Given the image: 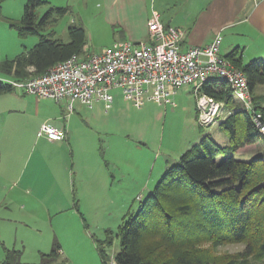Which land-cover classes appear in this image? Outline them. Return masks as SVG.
Wrapping results in <instances>:
<instances>
[{
    "label": "trees",
    "instance_id": "trees-1",
    "mask_svg": "<svg viewBox=\"0 0 264 264\" xmlns=\"http://www.w3.org/2000/svg\"><path fill=\"white\" fill-rule=\"evenodd\" d=\"M45 4L44 0H27L22 18L11 22L21 38L37 35L39 42L0 62L2 74L27 80L74 55H85L88 36L81 25L69 28L68 42L56 38L54 31L42 34L69 11L51 7L40 19L37 11ZM226 58L247 76L253 93L264 86V61L244 64L237 50ZM14 91L0 81V95ZM200 94L231 108L221 123L230 134L229 144L204 135L201 148L187 151L165 171L138 211L124 217L115 264H264V154L250 161L237 157L239 150L259 144L264 137L253 122V113L246 107L236 109L234 91L225 80L209 79ZM253 98V111L264 119V96ZM233 243L243 244V252L228 256L225 262L212 255L214 247ZM206 244L213 247L206 248ZM60 251L55 241L51 253L42 255L43 264L55 262ZM1 264L28 263L22 261V251L5 248Z\"/></svg>",
    "mask_w": 264,
    "mask_h": 264
},
{
    "label": "crops",
    "instance_id": "crops-1",
    "mask_svg": "<svg viewBox=\"0 0 264 264\" xmlns=\"http://www.w3.org/2000/svg\"><path fill=\"white\" fill-rule=\"evenodd\" d=\"M80 4L90 6L93 16H102L108 25L122 29L120 38L114 40L113 44L121 40L148 42L149 22L158 16L159 22L167 29L176 28L183 32V51L209 45L220 34L221 56L226 58L237 50L244 64H247V60L264 61V1L256 4L253 0H66L65 3L69 12H74L77 16H82L77 9ZM93 53L95 52L86 51L85 55ZM112 94L114 100L110 108L103 101H96L92 106L76 102L72 110L68 108V100L58 103L52 99H38L17 90L0 95V174L7 178L12 176L11 179L18 184L16 187H19L25 174L13 165L19 159L29 162L35 159V164L44 163L47 172L55 175L58 188L50 190L48 195L65 198L72 191L86 194L109 184L108 168L102 161L93 160L92 157L98 136L118 134L147 145L150 153L159 157L158 160L155 159L153 164L139 159L136 162L137 167L144 168L145 174L150 173L148 176L151 180L156 167H159V174L162 175L183 154L200 143L203 135L199 129L205 126L196 125L195 121L200 123L201 114L196 102L190 101L188 109L191 118L183 131L184 136L181 137L179 146L164 149L161 124L169 113H175L181 105L173 107L146 102L138 108L124 98L121 90H114ZM231 113L232 110L224 105L221 116L226 114L227 118ZM32 121L33 124L28 127ZM45 123L63 129L65 139L54 142L46 137H39L38 132ZM219 143L228 145L229 141L225 139ZM69 152L71 160L67 162L66 153ZM240 153L241 150L237 152V156ZM162 155L164 160L160 161ZM60 156L62 159L60 158L59 164L57 160ZM59 172L62 175L57 178L56 174ZM73 175L78 181L72 180ZM152 190L151 187L149 191ZM10 192L12 189L5 191V197L0 192V210H5L0 215L3 223L14 220L12 216L17 205L24 204L19 196L8 203ZM21 192L25 195L23 189ZM51 205H57L59 214L71 212L76 207L67 199H55Z\"/></svg>",
    "mask_w": 264,
    "mask_h": 264
},
{
    "label": "rangeland",
    "instance_id": "rangeland-1",
    "mask_svg": "<svg viewBox=\"0 0 264 264\" xmlns=\"http://www.w3.org/2000/svg\"><path fill=\"white\" fill-rule=\"evenodd\" d=\"M44 1L48 4L37 11L40 19L51 7H66V0ZM26 4L27 0H0V62L15 58L39 42V36L31 35L21 38L11 27L12 21L22 18ZM77 9L82 16L68 11L66 15L57 17V21L42 31V34L49 35L54 31L56 37L68 42L69 28L81 25L88 36L86 51L95 53L112 46L114 40L120 38L122 29L108 25L102 16H93L90 6L80 4ZM249 61L247 60L246 63ZM196 95L193 87H184L174 96L176 103L181 107L175 113H169L161 124L164 149L176 148L181 143L183 131L191 118L188 107H190V101L197 103ZM253 95L264 96V86L257 87ZM33 97L39 99L37 96ZM235 102L236 109L245 108L236 96ZM220 104L219 116L213 117L204 125V128L199 130L203 136H212L218 142L225 139L229 141V132L221 127L226 114L221 116L224 104ZM33 122L27 126L30 127ZM195 122L199 127L201 121ZM199 145L200 143L197 146L201 148ZM94 146L96 150L92 152L93 160L102 161L108 168L109 174V184L96 192L82 194L81 191L80 193L72 191L65 198L58 195L49 196L50 190L58 188L55 175L47 172L44 163L35 164V159L31 162L19 159L13 165L25 174L19 187H16L18 184L11 179L12 176L7 178L0 174L2 197H5V191L12 189L8 196V203L15 196H19V199L22 197L24 203L17 205L15 214L12 216L14 220L4 223L0 221V264L5 256V248L22 251L24 263L43 264L42 255L51 253L55 241L59 243L61 251L58 259L51 264H115V257L121 250L118 234L124 223V217L128 213L138 211L142 201L151 193L149 191L151 187L154 189L165 172L160 175L159 167H156L151 180L148 176L150 173L145 174L143 167H137V159L153 164L159 157L150 153L151 150L147 145L135 141L132 137H123L118 134L98 136ZM198 149L194 150L195 154ZM256 154H264V141L241 149L237 157L250 161ZM60 158L61 156L57 160L59 164ZM66 159L67 162L71 160L70 152L66 153ZM163 160L162 155L160 161ZM148 170L150 171L151 168ZM61 175L62 173L59 172L56 177ZM72 180H76L75 175L72 176ZM146 185H148L147 188ZM22 189L25 195L21 194ZM55 199L60 201L67 199L69 203H74L77 207L74 206L71 212L59 214L56 210L57 205H51ZM6 206L10 207V205ZM4 212L5 210H0V215ZM212 245L206 244L205 247L211 248ZM244 248L243 244H224L214 247L211 253L225 262V258L243 252ZM252 264L257 263L253 261Z\"/></svg>",
    "mask_w": 264,
    "mask_h": 264
},
{
    "label": "built area",
    "instance_id": "built-area-1",
    "mask_svg": "<svg viewBox=\"0 0 264 264\" xmlns=\"http://www.w3.org/2000/svg\"><path fill=\"white\" fill-rule=\"evenodd\" d=\"M256 4L264 0H253ZM149 41L115 42L102 52L74 55L51 68L45 74L18 80L0 72V81L17 91L56 102L68 100V108L76 102L92 106L103 101L110 108L114 90H121L124 98L138 108L146 102L177 106L174 96L179 89L192 86L196 92L200 121L205 125L219 116L220 103L200 94L209 79L225 80L235 96L253 113V122L264 137V119L254 112V98L247 76L233 62L220 54L222 36L218 34L206 46L181 49L183 32L167 29L155 16L149 22ZM39 137L63 141V129L49 123L41 126Z\"/></svg>",
    "mask_w": 264,
    "mask_h": 264
}]
</instances>
